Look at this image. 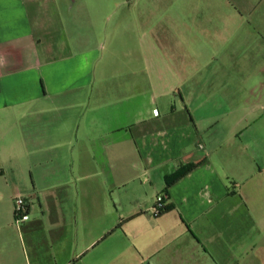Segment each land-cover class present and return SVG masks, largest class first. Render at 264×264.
<instances>
[{"label": "crops", "instance_id": "0c3cea01", "mask_svg": "<svg viewBox=\"0 0 264 264\" xmlns=\"http://www.w3.org/2000/svg\"><path fill=\"white\" fill-rule=\"evenodd\" d=\"M175 1L179 13L215 9ZM79 3L0 0V264H117L119 231L129 264H264V57L250 81L246 53L222 56L252 103L214 105L225 71L210 66L213 39L258 28L177 23L157 71L103 70L77 17L97 10ZM168 186L172 209L155 216Z\"/></svg>", "mask_w": 264, "mask_h": 264}, {"label": "rangeland", "instance_id": "374dc122", "mask_svg": "<svg viewBox=\"0 0 264 264\" xmlns=\"http://www.w3.org/2000/svg\"><path fill=\"white\" fill-rule=\"evenodd\" d=\"M47 1L38 0V3L40 6H44ZM218 1H207L213 3L212 6L215 8L210 14H205L200 9L197 13L184 14L175 9V0H80V9L89 10L90 8L97 11L94 22L89 21L91 16L84 11L79 12L77 17L79 26L85 28L88 36L86 37L88 39L92 37L95 45L100 47L99 66L102 67L110 62L105 65L103 70L113 69L118 72L123 71L122 64L125 61H128L129 72L133 70L139 72L145 67L151 71H157L162 55L172 44L174 26L177 23L196 22L210 26L228 23L244 24L247 27L256 26L258 30L254 35L246 28L229 32L230 44L228 43L226 46L216 43V39L212 40L214 43L212 49L214 52L220 51L221 58L214 60L210 66L218 73L219 77H221V71H225V76L218 78L219 84L215 85L211 100L214 105H217L232 101L233 97L236 100L237 98L241 99L243 93L244 97H249L250 94L247 92L249 85L246 86L245 93L243 92L244 87L242 91H238L232 81L227 83V76L233 74V68L222 56H227L228 53L232 54L235 51L236 56L246 53L244 65L241 66L243 72H240L239 76L242 77L244 74L248 79V76L251 75L250 81L255 78L253 76L255 74L252 73H256L257 67L259 69L257 58L264 57V0H227V3L230 4L229 11L225 10L227 6L225 0L223 4ZM203 2L205 0H198L199 7ZM235 74L238 73L235 72ZM249 99L251 103L255 101L253 94H250ZM150 108L151 110L159 109L158 103L152 102ZM107 178L108 182L116 184L125 181L121 175L108 176ZM111 243L118 252L117 264H129V239L119 231L118 234L111 237Z\"/></svg>", "mask_w": 264, "mask_h": 264}, {"label": "built area", "instance_id": "2783aa9c", "mask_svg": "<svg viewBox=\"0 0 264 264\" xmlns=\"http://www.w3.org/2000/svg\"><path fill=\"white\" fill-rule=\"evenodd\" d=\"M155 115H158V110L154 111ZM168 196L165 194L159 195L156 200V205L153 209L155 216H161L167 207ZM28 204L26 199L22 195H17L15 198V221L17 225H23L29 221L30 216L28 214Z\"/></svg>", "mask_w": 264, "mask_h": 264}, {"label": "trees", "instance_id": "16d2710c", "mask_svg": "<svg viewBox=\"0 0 264 264\" xmlns=\"http://www.w3.org/2000/svg\"><path fill=\"white\" fill-rule=\"evenodd\" d=\"M194 167H195V166H191V167L187 168L186 171H185L183 174H180V176L177 177V179H179V177L183 176V175L186 174L187 172H189V171H191L192 169H194ZM168 189H169V186H168L167 189H166V193H164V194L167 195V196H168V192H167ZM171 209H172V206L167 205V207H166L164 213H165L166 211L171 210Z\"/></svg>", "mask_w": 264, "mask_h": 264}]
</instances>
